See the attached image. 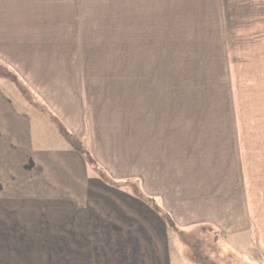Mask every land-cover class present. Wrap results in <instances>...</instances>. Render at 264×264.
Masks as SVG:
<instances>
[{"label": "crops", "instance_id": "crops-1", "mask_svg": "<svg viewBox=\"0 0 264 264\" xmlns=\"http://www.w3.org/2000/svg\"><path fill=\"white\" fill-rule=\"evenodd\" d=\"M100 4L0 0V204L53 207L65 225L0 228V264H175L166 217L264 262L262 184L233 176L220 136L183 132L178 71L167 84L155 65L147 83L86 38L94 15L117 13Z\"/></svg>", "mask_w": 264, "mask_h": 264}, {"label": "rangeland", "instance_id": "rangeland-1", "mask_svg": "<svg viewBox=\"0 0 264 264\" xmlns=\"http://www.w3.org/2000/svg\"><path fill=\"white\" fill-rule=\"evenodd\" d=\"M97 1L103 11L113 5L117 13L102 12L95 20L89 15L92 29L86 28V38L111 41L126 54L120 59L133 61L147 83L155 65L167 84L169 72L178 71L183 132L220 136L233 176L234 166L239 173L244 168L248 187L264 188V0ZM7 73L0 67V76ZM123 187L118 188L140 194L134 186ZM54 211L0 204V228L65 227ZM167 225L169 244L179 257L175 264H264L237 237L206 229L177 231L168 219Z\"/></svg>", "mask_w": 264, "mask_h": 264}, {"label": "trees", "instance_id": "trees-1", "mask_svg": "<svg viewBox=\"0 0 264 264\" xmlns=\"http://www.w3.org/2000/svg\"><path fill=\"white\" fill-rule=\"evenodd\" d=\"M149 202H150V204L151 205H153V207L157 210L158 208H157V205L153 202V200L152 199H150L149 200ZM169 220V222L172 224V226L175 228V225H174V223L172 222V220L170 219V217H166V220Z\"/></svg>", "mask_w": 264, "mask_h": 264}]
</instances>
